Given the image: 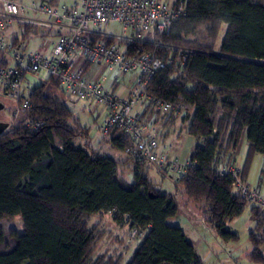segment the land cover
Instances as JSON below:
<instances>
[{
	"label": "trees",
	"instance_id": "obj_1",
	"mask_svg": "<svg viewBox=\"0 0 264 264\" xmlns=\"http://www.w3.org/2000/svg\"><path fill=\"white\" fill-rule=\"evenodd\" d=\"M30 29L25 26L26 32ZM156 39L190 50L185 66L155 75L147 93L193 108L182 119L195 142L192 166L175 178L171 193L162 194L148 178L153 166L128 158L121 162L92 146L87 127L60 100L57 83L47 78L31 91V107L0 136V264H202L181 228L168 224L178 214L179 196L203 216L208 229L236 239L225 225L251 204L235 195L217 167L235 164L245 143L242 174L260 154L264 175V0H187L185 15ZM152 50L146 44L133 48ZM28 119L40 121L41 128L30 131ZM105 138L102 142L119 153L133 144L117 131ZM128 164L131 177L122 174ZM103 214L128 231H147L125 263L113 251L95 255L104 233L90 220ZM250 214L255 226L247 258L264 264V213L251 205ZM16 216L22 219V233L5 234L2 221ZM117 241L129 248L137 240Z\"/></svg>",
	"mask_w": 264,
	"mask_h": 264
},
{
	"label": "built area",
	"instance_id": "obj_2",
	"mask_svg": "<svg viewBox=\"0 0 264 264\" xmlns=\"http://www.w3.org/2000/svg\"><path fill=\"white\" fill-rule=\"evenodd\" d=\"M0 54L9 64L0 66V99L12 102L8 129L31 107V91L24 87L27 77L45 75L57 83L62 96L73 102L96 107L93 120H101L103 136L117 131L132 140L122 155L151 165L156 171L182 177L189 160L180 163L170 155L172 145L164 139L162 128L171 119L185 117L192 107L165 103L147 93L155 75L167 68L182 69L190 52L166 45L157 36L170 33L173 23L185 15L187 0H75L70 6L38 9L46 17L43 31L53 32L48 52L26 53L8 41L15 25H35L25 19L26 8L15 0H0ZM111 24L120 34L105 33ZM146 44L152 51H133ZM42 49V48H41ZM105 66L109 75L98 80L87 78L91 66ZM182 101L181 98H179ZM40 121L28 119L26 127L37 132ZM7 129V130H8ZM219 177L227 178L237 197L264 213V194L252 188L241 169L227 162L217 167ZM147 231L130 229L126 244L142 239Z\"/></svg>",
	"mask_w": 264,
	"mask_h": 264
},
{
	"label": "rangeland",
	"instance_id": "obj_3",
	"mask_svg": "<svg viewBox=\"0 0 264 264\" xmlns=\"http://www.w3.org/2000/svg\"><path fill=\"white\" fill-rule=\"evenodd\" d=\"M28 4L27 2L24 3ZM29 7V5H25ZM30 11L26 9L25 19H29V17H33ZM105 33L109 34H120L121 28L115 24H111L105 30ZM224 30L219 32L217 39L215 41V51L218 52L221 46L222 38H223ZM38 40H34L31 42L29 47V52H35L37 48ZM174 46V45H171ZM177 47V46H175ZM180 48V47H177ZM183 50H187L184 48H180ZM190 52V50H187ZM109 75L105 66H91L86 73L87 78L98 80L101 76ZM46 81V76L41 75L37 78L29 77L27 78V82H25V86L28 90L32 91L35 87L42 84ZM49 86L51 89L52 87ZM48 87V89H49ZM53 92L54 89L49 92ZM50 94V93H49ZM53 94V93H52ZM60 100L65 103L68 109L72 112L73 116L76 117L80 124L87 127L89 131V135L92 140V146L98 149L102 154L108 157H112L121 162H127V158L122 155V152L119 153L113 150L109 144L103 143L102 140L106 139L99 132V127L101 125V117L100 120L94 121L93 114L96 113V107L94 105H90L86 102H73L64 96H59ZM4 110L0 113L5 117L10 118V111L13 104L10 101L3 102ZM185 113V117H188V109L183 110ZM184 119V117L182 118ZM182 119H175L174 123L170 127L162 128V132L164 134V139L172 145L170 155L177 159L180 163H185L189 160L190 155L193 152V148L195 146L194 139L187 134L188 121L184 122ZM168 126V125H167ZM55 145L59 147L60 142L58 139H55ZM247 150V145L244 143L238 157L237 161L239 163V167L242 166L245 154ZM236 165V163H235ZM131 165H125L122 174L126 177H131L130 170L128 167ZM132 167V166H131ZM263 170V157L260 154H256L251 162L250 168L248 172L245 174L246 182L254 189H258L262 194H264V175H262ZM162 179L161 175L157 173L154 168H150L148 171V178L153 183V185L160 191L165 193L169 188V185L173 186V182L175 180V176L172 178ZM168 192V191H167ZM172 192V191H171ZM178 205L179 211L175 218L168 220V224L172 226H181L186 220L188 221V225L191 227V234H188V238L191 242H195V239H205L206 237L210 238L212 243L219 248L217 251V255L220 258L219 264H231L232 262H237L238 264H253L248 262L246 256L251 249L250 242L248 240L249 233L252 232L255 226V220L250 214L251 205L246 207L245 212L233 222L229 224V228L233 229V231H229L236 235L235 240H226L223 236L219 235L216 231L212 229H208L205 224L202 222L203 216L198 211H193L191 207L185 204L182 197H178ZM19 217V219H17ZM98 224L100 226V230H102L103 238L98 245L95 255H102L104 253H112L114 251L116 254H121L124 257L123 263L127 262V260L131 257L137 244H139V240L132 243L129 248L125 247L126 245H121L117 240L122 239L124 242L126 241V237L128 234V228L125 225H121L116 223L110 214H103L101 216H95L90 220V226H94ZM201 228L203 231H197L196 228ZM1 228L5 234H9L10 232H16L21 234L23 229L22 219L20 216L14 217L12 220H4L1 223ZM196 230V231H195ZM207 230V231H206ZM260 237V233L256 234Z\"/></svg>",
	"mask_w": 264,
	"mask_h": 264
},
{
	"label": "crops",
	"instance_id": "obj_4",
	"mask_svg": "<svg viewBox=\"0 0 264 264\" xmlns=\"http://www.w3.org/2000/svg\"><path fill=\"white\" fill-rule=\"evenodd\" d=\"M15 2L17 4L25 7L28 11L31 12V14H33L32 15L33 17H29L28 20H30L33 23H35V25H32V26L30 25L31 29H30V31H27V32L25 31V26L15 25L8 31L7 39H8V41L13 42L15 45L20 46L22 51H24L26 53H33V52H29V47H30L32 41L38 40V45H37V48L35 49V52H37L39 50L43 51V52H48L49 49H50V45L53 42V36H54L53 32L51 30H48L47 32L46 31L44 32L43 31V27L40 26L41 24H44L47 19L42 13L39 12L38 8L42 4H47V5L52 6V7H60L62 5L70 6V5H72L75 2V0H15ZM25 2L28 3V4H25V5H29V7H26L24 5ZM1 12H2V6L0 4V13ZM7 64H9L8 59L3 58L2 55L0 54V66H5ZM27 78H29V77H27ZM27 78L25 79V82H27ZM46 80H47V77H46ZM43 83H45V81ZM24 85H25V83H24ZM47 87H49V86H47ZM24 88L27 91H30V90H28V88L26 86ZM5 101L6 100L0 99V104L3 106V110L5 108L4 105H3V102H5ZM9 111H11V110H9ZM0 121L3 122V123L9 124L10 118L5 117L3 115H0ZM237 157H236V162L235 163L239 167L240 165H239V163L237 161ZM170 178H172V175H171ZM175 178H176V176H175ZM244 178H246V176H244ZM167 189H168L167 190L168 192L166 191L165 193H163V192H161V193L162 194L171 193V191L173 190V186L169 185V188H167ZM259 190H261L260 187H259ZM189 206L191 207V209L193 211H197L194 208V206H192L191 204H189ZM230 223L231 222L226 223V225H225V229L228 232L229 231H233V229L229 228V224ZM178 227L181 228V230L183 231L184 235L189 240L188 234H191V232H188V231H192V229L188 225V221L186 220L183 224H181V226L179 225ZM196 230L197 231H200V230L203 231V229H201L199 227L196 228ZM253 230H254V228H253ZM231 234H233L236 237V235L234 233H231ZM211 241L212 240L210 238H208V237H206V241H205V239L203 240V239H200V238L195 239V242H191L190 241L193 244V246L195 248V252H196V254H197V256H198V258H199V260H200V262L202 264H219V262H221L220 258L217 255V251L219 250V248L216 247V245H214ZM118 255H121V254L119 253ZM246 258H247V256H246ZM247 260H248V258H247ZM231 264H238V263L237 262H232Z\"/></svg>",
	"mask_w": 264,
	"mask_h": 264
},
{
	"label": "water",
	"instance_id": "obj_5",
	"mask_svg": "<svg viewBox=\"0 0 264 264\" xmlns=\"http://www.w3.org/2000/svg\"><path fill=\"white\" fill-rule=\"evenodd\" d=\"M3 110V106L0 104V112ZM8 129V124L7 123H3L0 121V136L6 132Z\"/></svg>",
	"mask_w": 264,
	"mask_h": 264
},
{
	"label": "clouds",
	"instance_id": "obj_6",
	"mask_svg": "<svg viewBox=\"0 0 264 264\" xmlns=\"http://www.w3.org/2000/svg\"><path fill=\"white\" fill-rule=\"evenodd\" d=\"M17 219H19V217H17Z\"/></svg>",
	"mask_w": 264,
	"mask_h": 264
}]
</instances>
